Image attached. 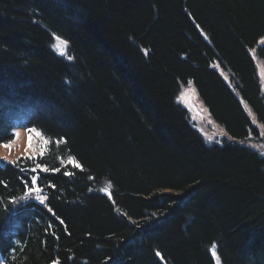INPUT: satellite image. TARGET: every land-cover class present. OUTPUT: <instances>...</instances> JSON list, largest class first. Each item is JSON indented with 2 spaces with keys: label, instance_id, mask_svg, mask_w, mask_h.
<instances>
[{
  "label": "trees",
  "instance_id": "trees-1",
  "mask_svg": "<svg viewBox=\"0 0 264 264\" xmlns=\"http://www.w3.org/2000/svg\"><path fill=\"white\" fill-rule=\"evenodd\" d=\"M261 38L264 0H0V143L48 138L0 162L2 264H264V155L239 142ZM188 80L231 139L192 127Z\"/></svg>",
  "mask_w": 264,
  "mask_h": 264
},
{
  "label": "rangeland",
  "instance_id": "rangeland-1",
  "mask_svg": "<svg viewBox=\"0 0 264 264\" xmlns=\"http://www.w3.org/2000/svg\"><path fill=\"white\" fill-rule=\"evenodd\" d=\"M261 47H264V38L259 39L256 45L249 49V53L255 62L261 92L264 96V61L257 55V50ZM51 48L55 53L64 57L67 56L66 42L55 34H53ZM212 67L221 74L222 78L228 84L230 83L228 74L220 68L217 62H214ZM177 101L186 109L192 127L200 133L207 143L220 144L231 139L224 128L212 119L208 109L200 100L191 80H188L187 83L181 86L177 95ZM243 106L252 125L258 129V135L254 136L250 134L245 140H240L239 142L257 151L259 154L264 155V129L249 106L245 103H243ZM30 130L32 131L30 132L24 128L21 120L15 122L13 139L9 142L0 143V162L11 163L19 157L35 156L43 153L48 144V138L43 136L41 132L35 128ZM29 136L32 137L31 144H29ZM41 169L43 170V168ZM27 200H35L42 205L46 202L45 195L36 186V179L35 182H33V187L28 189L24 195V201ZM210 252L214 264H222L215 246L210 248ZM0 264H2L1 258ZM51 264L58 263L52 262Z\"/></svg>",
  "mask_w": 264,
  "mask_h": 264
},
{
  "label": "snow or ice",
  "instance_id": "snow-or-ice-1",
  "mask_svg": "<svg viewBox=\"0 0 264 264\" xmlns=\"http://www.w3.org/2000/svg\"><path fill=\"white\" fill-rule=\"evenodd\" d=\"M30 132L32 131V130H29ZM31 139H32V137L31 136H29V144H31ZM66 175L68 174V173H65ZM33 182H35V178H33ZM157 255H159V253H157Z\"/></svg>",
  "mask_w": 264,
  "mask_h": 264
}]
</instances>
